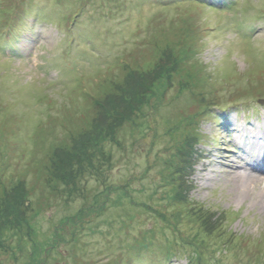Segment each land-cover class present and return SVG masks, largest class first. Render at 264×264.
Listing matches in <instances>:
<instances>
[{
	"label": "rangeland",
	"instance_id": "374dc122",
	"mask_svg": "<svg viewBox=\"0 0 264 264\" xmlns=\"http://www.w3.org/2000/svg\"><path fill=\"white\" fill-rule=\"evenodd\" d=\"M16 1L0 264H264V0Z\"/></svg>",
	"mask_w": 264,
	"mask_h": 264
},
{
	"label": "bare ground",
	"instance_id": "6f19581e",
	"mask_svg": "<svg viewBox=\"0 0 264 264\" xmlns=\"http://www.w3.org/2000/svg\"><path fill=\"white\" fill-rule=\"evenodd\" d=\"M250 135L252 137L255 136V137L260 138V134H258L256 136V135H252L250 133ZM257 144H259V143H253V145H257ZM257 158L259 160L258 164L259 163L263 164V162L261 161L262 157L259 155ZM245 165H246L245 167H247V169H250V170H239L238 166L230 165L231 173H233L235 177H243V179H245V180H247L249 182H252V183L255 182V181L260 180V178H258V176H256V174H254L253 171L250 168V167H252L253 169H256L257 166H253L252 165V166L248 167L249 166L248 163H245Z\"/></svg>",
	"mask_w": 264,
	"mask_h": 264
},
{
	"label": "trees",
	"instance_id": "16d2710c",
	"mask_svg": "<svg viewBox=\"0 0 264 264\" xmlns=\"http://www.w3.org/2000/svg\"><path fill=\"white\" fill-rule=\"evenodd\" d=\"M14 1H16V0H14ZM206 1V0H205ZM234 1L235 0H233V1H230V0H226V1H224V2H221V5L222 6H226V7H230L231 5H234ZM17 2V1H16ZM206 2H209L208 0L206 1ZM4 8H6L4 5H3V9ZM22 8V10H26L28 7L27 6H22L21 7ZM39 14H40V12H36V16L38 17L39 16ZM27 16V15H26ZM41 16H42V14H41ZM4 27V26H3ZM46 166H48V165H46ZM2 180V179H1ZM45 180H47V177L45 178ZM169 251V250H168ZM128 263H129V261H128ZM201 263H203V262H201ZM200 263V264H201ZM205 263V262H204Z\"/></svg>",
	"mask_w": 264,
	"mask_h": 264
},
{
	"label": "water",
	"instance_id": "95a60500",
	"mask_svg": "<svg viewBox=\"0 0 264 264\" xmlns=\"http://www.w3.org/2000/svg\"><path fill=\"white\" fill-rule=\"evenodd\" d=\"M261 103H264V100H261Z\"/></svg>",
	"mask_w": 264,
	"mask_h": 264
}]
</instances>
